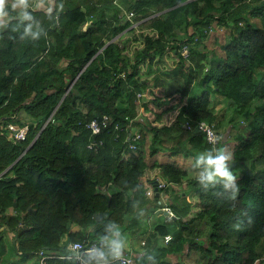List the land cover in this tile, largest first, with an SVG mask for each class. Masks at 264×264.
Listing matches in <instances>:
<instances>
[{
	"label": "trees",
	"instance_id": "obj_1",
	"mask_svg": "<svg viewBox=\"0 0 264 264\" xmlns=\"http://www.w3.org/2000/svg\"><path fill=\"white\" fill-rule=\"evenodd\" d=\"M37 1L33 6L28 0L21 9L9 6V19L0 20L1 256L8 258L4 234L12 233L23 258L89 240L99 242V252L87 259L108 260L120 229L153 216L155 231L145 254L130 253L134 264H187L193 252L208 255L207 264H264V0ZM24 12L31 19H24ZM136 22L154 33L145 34L131 55L123 36ZM230 22L225 54L207 53L202 46L208 32ZM184 43L190 45L189 59L181 55ZM167 52L179 56L161 82L167 94L188 96L194 84L202 92L189 95L173 123L159 126L139 116V94L146 96L157 81L143 78L142 66L153 67ZM213 94L230 99L238 114L255 107L247 115L249 132L236 135L228 165L246 166L235 180L240 188L235 198L223 181L202 185L198 176L187 178L182 164L155 158L160 152L195 157L212 151L198 122L222 126L226 112L214 110ZM148 102L142 105L147 108ZM104 114L110 125L93 134L88 124ZM9 124L28 125L26 139L9 137ZM132 128L141 134L135 150ZM159 172L172 188L187 178L198 206L188 200L190 190L163 201V193L172 190L166 185L157 196ZM146 184L153 188L150 199ZM164 206L174 216L157 213ZM194 206L200 209L189 216ZM74 225L79 230L73 231ZM160 234L172 239L152 254ZM171 254L180 257L173 262ZM47 264L78 263L54 257Z\"/></svg>",
	"mask_w": 264,
	"mask_h": 264
},
{
	"label": "rangeland",
	"instance_id": "obj_2",
	"mask_svg": "<svg viewBox=\"0 0 264 264\" xmlns=\"http://www.w3.org/2000/svg\"><path fill=\"white\" fill-rule=\"evenodd\" d=\"M12 2H14V0H9V4H11ZM33 2H34V4H32L30 2L31 5H33V6L40 4V2H38L37 0H33ZM22 7L23 6H19V7H17V9H21ZM131 18H132V16H131ZM8 19H9L8 13L5 16L0 17V20H2L3 22H6ZM249 19L251 22L257 24L258 26L261 25L260 19L252 18V17H249ZM232 28H233V24L231 22L227 25H219L217 23L214 24V26L210 30V34H208L206 39L203 40V43L205 44L202 46V47L205 46L203 49H205V51L209 54L217 53V54H223L224 55L225 54V45L231 39ZM148 33L153 34L154 31H152L150 29L143 28V27H139L137 25V22L133 25L132 28H130V30L128 32H125L123 38H126V37L128 38V41L126 43V46H127L126 50L128 51L129 54L132 55L136 48H139L143 45V38H144L145 34H148ZM166 57H169V58H166ZM166 57H163V59H161L158 62V64H154L153 70H149L148 66H144V65L142 66L143 78H149L150 79V78L156 76V78L158 80V81H156L155 85H153L152 87H150L146 91V93H145L146 96L141 97V94L139 95L140 101H141V103L139 104L140 105L139 116L141 118H145L147 121L151 122V124H153L154 122L156 123V121H160L159 125H165V124L173 123V121L175 120L176 115L178 114L180 108L184 104L185 97H188L189 95L190 96L198 95V94H201V92H202V88H200L194 84V85H192L190 94L188 96L182 95L180 91L175 92L173 94H167V88H166V86L162 85L161 82L164 78V75H166V73L168 71H171L174 68V65H176V63L179 61V56L176 55L174 52H171V53L169 52ZM208 67H209V64H207V68H206L205 72L207 71ZM174 88L175 87H172V88H170V90H174ZM154 98H158V99L164 101L165 103L162 106H158L156 102H152V100ZM146 99H147V101H149L147 108H145L142 105L143 101ZM212 99L214 102L215 111L219 112V111H222L223 109H225L226 115L224 117L222 126L219 128V131L222 135L221 146L224 147L226 153H232L234 148L236 147V143H237L236 135L239 133L247 134L249 132L250 127H249L248 122H247V119H248L247 115H251L252 112H254L255 107L253 105V106H251V108H249L247 113L238 114L234 110V107H233L230 99L224 97L221 94H213ZM161 107H163V108H161ZM159 114L161 117L158 118L157 116ZM163 114H165L167 116V118L164 117L162 119ZM231 117H235L233 122L230 121ZM161 122L164 124H161ZM147 147H148V145H146V149H147ZM217 150H219V149H217ZM206 151H208V150H206ZM147 153H148V151H147ZM201 154H203V153H201ZM165 155H168V152L167 153L166 152H160L157 154V157L159 156V157L164 158ZM151 158L152 157H149V159H151ZM195 159H196V156H195V158L186 157V159H183V162H181L183 164V167L188 171V177L187 178H192L194 176H198V174H199L200 170L196 169L194 167ZM245 168H246V166H244V165H236L233 168H229V171H231L232 174L237 178L243 174ZM157 175L163 179V180H161L162 183L167 185V187L172 188L171 185L169 184V182L166 181L167 179L163 178L162 173L159 172ZM187 178H186V180H187ZM186 180L184 181V183L182 185H178L180 187L178 189H176L177 193H180L183 190L184 191L190 190V193L192 195H195L196 197H198L195 194V191H194V188L192 187V185H189L188 182H186ZM110 190L113 191V190H115V188L113 186H110ZM148 190H150L151 194H152L153 188L151 187V189H148ZM169 192L163 193V195H165V199H164L165 201L169 199V195H170ZM170 215L171 214L166 213V215H164V216L169 219V217H172ZM143 221H145V222L147 221V219H145V216H142L140 218V220L138 221L139 224H137V226L141 227ZM137 226L133 225V226H131V229L133 228V230H137L138 229ZM136 227H137V229H136ZM141 228H144V225ZM131 229H126V230L120 229L119 230V237L123 238V240L126 244H130L131 241H139L141 238L140 234L131 233L133 231V230L131 231ZM19 258H22L21 255L19 256ZM208 258H209V256L203 252H193L190 257L186 258V263L187 264H207ZM176 259L178 260L179 256Z\"/></svg>",
	"mask_w": 264,
	"mask_h": 264
},
{
	"label": "built area",
	"instance_id": "obj_3",
	"mask_svg": "<svg viewBox=\"0 0 264 264\" xmlns=\"http://www.w3.org/2000/svg\"><path fill=\"white\" fill-rule=\"evenodd\" d=\"M134 13L131 12L130 16H133ZM210 34V31L208 32ZM181 55L185 59L190 57V45L184 43L181 47ZM140 95V94H139ZM111 123V117L108 114H104L101 118L93 119L88 126L91 128L93 134L100 133L104 128L108 127ZM29 127L24 125L19 127L15 124L8 125V136L14 140H24L27 137ZM198 131H201L205 135L207 143H209L213 148L218 149L222 143V135L218 129H216L213 123H210L206 120H201L198 122ZM141 134L132 128L131 132V143L130 148L136 149L137 142L140 140ZM94 146L93 143L89 145L90 148ZM166 185L159 182L158 188H163ZM147 195L151 194L150 190H147ZM170 216H174L173 211L169 206L162 208ZM172 239V235L167 234L164 236V241L168 243ZM99 252V242L98 241H72L67 245L66 251H53L46 248L39 251L40 264H47L49 258L59 257L67 258L74 260L78 264H134L133 257L128 252H122L119 258H111L108 260L101 261H89L87 255H94Z\"/></svg>",
	"mask_w": 264,
	"mask_h": 264
},
{
	"label": "crops",
	"instance_id": "obj_4",
	"mask_svg": "<svg viewBox=\"0 0 264 264\" xmlns=\"http://www.w3.org/2000/svg\"><path fill=\"white\" fill-rule=\"evenodd\" d=\"M169 53V52H168ZM168 53L165 54L164 57H166L168 55ZM171 53V52H170ZM166 58H169V57H166ZM149 67V66H148ZM149 70H153V67H149ZM151 72V71H150ZM155 74V73H154ZM158 81V80H157ZM162 87V86H161ZM188 97H185V101H184V104L187 103L188 101ZM163 108V107H161ZM161 110V109H160ZM215 110V109H214ZM160 115V114H159ZM158 117V116H157ZM161 117V116H160ZM167 118V116L165 114L162 115V119L163 118ZM158 122V123H157ZM160 121H156V123L154 122L153 124L154 125H159ZM161 124H164L161 122ZM166 125H170V124H166ZM160 126V125H159ZM222 147V146H221ZM220 148V147H219ZM218 148V149H219ZM205 152H208L206 150H202L199 152V154L201 153H205ZM191 157V156H190ZM155 158L157 159V161L159 162H168V161H176L180 164H182L181 162H183V159H186L185 156L183 155H177V156H170V155H165L164 158L162 157H157L155 156ZM195 158V157H193ZM183 165V164H182ZM166 181L169 182L170 184V181L169 179H167ZM180 184H173V188L174 190L172 189V191H170V195H169V199L170 198H173L174 195L173 194H176L177 193V190L180 186H178ZM182 185V184H181ZM172 186V185H171ZM178 186V187H177ZM146 189H151L150 185L149 184H146ZM184 191V190H183ZM147 192V191H146ZM186 192V191H185ZM185 194V193H184ZM145 197L146 198H149L150 199V195H147V193L145 194ZM187 198L189 201H191L194 205H197L199 203V198L196 197L195 195H192L191 193H189V195H187ZM165 199V195H163V200ZM168 199V200H169ZM165 201V200H164ZM160 209V207L157 209V213L158 210ZM200 209V207H192V212L191 214H189V216H192L194 215L198 210ZM147 213V212H146ZM166 215L165 213H163V216ZM188 216V217H189ZM165 217V216H164ZM156 218V217H155ZM145 219H147V221H143L142 222V226L144 225V228H141V229H145L146 231L144 233H138L140 234L141 238L139 241H131L130 244H126L123 240V238H118V241H120L122 244H123V249H122V252H129V253H132L133 255H135V257L137 258H141L144 254H145V251H146V247H147V238L149 237V234L154 232L155 231V228H153L152 224L150 223V221L153 219V216H149L148 218L146 217ZM141 226V227H142ZM1 229V228H0ZM72 230L73 231H77L79 230V226L78 225H74L72 227ZM132 233V232H131ZM133 233H137L136 230L135 232ZM5 251L7 253H9L8 255V258H4V256L2 257L0 254V264H37L39 261L38 258H39V254H36L34 256H30V257H22V258H19L20 256V253L17 252L16 250V247L13 246V241L15 242L14 240V237H13V234L12 233H5ZM162 245H167V243L164 241V236L160 234L159 236V241H158V244L156 246V248L152 251V254H154L156 251H157V247H161ZM179 256V254H171L170 255V258L172 259L173 262H175L177 259V257ZM180 257V256H179ZM175 259V260H174Z\"/></svg>",
	"mask_w": 264,
	"mask_h": 264
},
{
	"label": "clouds",
	"instance_id": "obj_5",
	"mask_svg": "<svg viewBox=\"0 0 264 264\" xmlns=\"http://www.w3.org/2000/svg\"><path fill=\"white\" fill-rule=\"evenodd\" d=\"M28 0H14L9 5V0H0V17L7 14L9 6L12 10H15L19 6L26 7ZM24 19H31V16L27 13H23ZM25 32H31V25L25 28ZM38 34L33 33L35 39ZM232 161V153H226L224 147H220L219 150L213 148L211 152H205L198 154L195 159L194 167L199 169L198 180L202 185L215 184L217 181H223L225 188L233 189V198L238 194L240 188L235 185L236 177L229 171L228 164ZM123 244L118 240L111 241V255L113 258H119L121 256Z\"/></svg>",
	"mask_w": 264,
	"mask_h": 264
},
{
	"label": "water",
	"instance_id": "obj_6",
	"mask_svg": "<svg viewBox=\"0 0 264 264\" xmlns=\"http://www.w3.org/2000/svg\"><path fill=\"white\" fill-rule=\"evenodd\" d=\"M71 87H72V84L69 86L68 90H69ZM155 190H156V194H157V196H159V195H160V192H159L157 186L155 187ZM158 212H159V213L164 212V213L166 214V211H164L163 209H159ZM100 217H101V216H98L97 218L99 219Z\"/></svg>",
	"mask_w": 264,
	"mask_h": 264
}]
</instances>
